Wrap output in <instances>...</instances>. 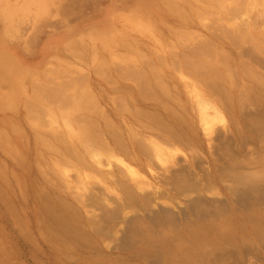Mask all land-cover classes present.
<instances>
[{
  "label": "rangeland",
  "instance_id": "rangeland-1",
  "mask_svg": "<svg viewBox=\"0 0 264 264\" xmlns=\"http://www.w3.org/2000/svg\"><path fill=\"white\" fill-rule=\"evenodd\" d=\"M154 116L195 133L137 134L185 153L138 168L142 194L58 164L94 120ZM0 264H264V0H0Z\"/></svg>",
  "mask_w": 264,
  "mask_h": 264
},
{
  "label": "bare ground",
  "instance_id": "bare-ground-1",
  "mask_svg": "<svg viewBox=\"0 0 264 264\" xmlns=\"http://www.w3.org/2000/svg\"><path fill=\"white\" fill-rule=\"evenodd\" d=\"M195 106H196L195 108H196V114H197V121H198V125H199L201 132L205 136L211 137L213 132L225 122L223 112L216 105V103H214V101L212 99H210L209 97L199 96L196 100ZM137 112H135V113H137ZM96 113H98V112H96ZM167 113H169V112H167ZM91 114H93V113H91ZM99 114H101V113L99 112ZM93 115H95V114H93ZM167 116L170 117V115H167ZM146 117H148V116L145 115L144 118H146ZM155 117L156 116H154L153 117L154 119H152V120H149L150 118L147 119V121L144 122L142 125H140V122H138V124L140 125L139 131H136L137 129L135 130L134 128H131V127L123 128L121 125H120L121 127L119 126L122 129L120 131L118 128H116L114 126L115 124L113 122H112L113 124L110 122L111 120L108 121L107 119H103L101 122L102 127L97 128L99 123L97 120H94L92 123L96 127L97 134H98V136L96 134L97 138H94V140H93V141H95L96 144L94 143V146L91 145V147H88V149H84L85 153L81 152V154L79 152H77L75 148L73 149V151L67 147H66V149L64 148V150L57 155L58 162H59L58 164H67L68 166H71L72 170H74L77 174V176L76 175L75 176L78 177L79 184L83 185V187H82L83 190H86L85 181H88L89 179H97L99 182V185L100 184H102L103 186L105 185L104 187L106 188V190H111V187H109V184H111L112 179H110L109 177H110V175H112L116 171L118 174L116 176L117 178L115 177L116 180L118 179L117 181H119V179H124V180L127 179L128 182L130 181V182L135 184V186L137 188V190H136L137 192L136 191L134 192L132 190L134 188L131 187L132 188L131 190L128 189L129 190L128 195L133 196V194H136L138 196V193H141L140 190L142 192L145 191L143 185H141L142 182L139 183V182H137V179L135 180V178H134L135 175L136 176L141 175V173H140L141 170L138 168H146L148 173H154L153 172L154 169L151 168V165L153 163H155V165H157V166L159 165L161 167H165V166H168L167 164L170 163L169 162L170 160H172L173 158L175 159V157L178 155H185V153L179 147H175V146L170 147L171 145H169V146L163 145L161 143L162 140L157 141L156 139H150V137L147 135H146L147 137L139 139V138H137V134L140 135L139 132H141V131L142 132L144 131V133L149 134V132H152L151 130H153V128H154L153 131H155V129H156L155 127L160 126V128L162 129L161 131H163L162 136H164V138L166 139L167 142L168 141L171 142V140L175 139V140H178L182 143H188L192 140L191 138H194L195 132H194V127L192 126V124H186V129H184V131H182V132H178L172 126L173 125L172 122L164 121L165 119L163 120L162 118H159V117L155 118ZM141 122H143V121H141ZM136 123H137V121H136ZM82 124H83V122H82ZM91 126H92V124H91ZM159 130L160 129L158 128V132H159ZM156 131H155V133H156ZM158 132H157V135L160 134ZM75 143L76 142H74V144ZM90 144H92V143H90ZM71 159H73L72 162L70 161ZM112 162H114L115 165L112 164ZM62 167H60L61 169L60 168L59 169L61 171L63 170V174L67 173L70 170L68 168L62 169ZM179 181L180 180H178V182ZM184 182H186V181H184ZM182 183L183 182H181V184ZM175 184L176 183H174V185ZM181 184H178V186ZM83 194H84V192H83ZM147 194H145L143 196L140 195L139 197L143 200H145V199L147 200L148 199V197L146 198ZM82 197H83V195H82ZM92 197L93 196L90 195L87 200L91 199ZM93 199L94 198H92V200ZM144 202H146V201H144ZM120 207L119 208L116 207L115 209H112V211L110 212V215L107 214L108 217L109 218H116L119 210L120 209H121V211L123 210ZM168 219H170V218H168Z\"/></svg>",
  "mask_w": 264,
  "mask_h": 264
}]
</instances>
